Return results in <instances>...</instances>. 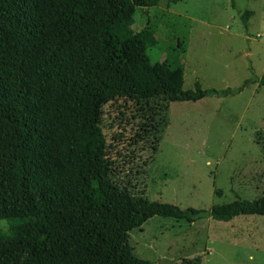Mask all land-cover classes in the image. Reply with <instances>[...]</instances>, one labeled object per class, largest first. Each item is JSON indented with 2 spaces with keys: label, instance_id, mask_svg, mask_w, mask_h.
Masks as SVG:
<instances>
[{
  "label": "trees",
  "instance_id": "obj_1",
  "mask_svg": "<svg viewBox=\"0 0 264 264\" xmlns=\"http://www.w3.org/2000/svg\"><path fill=\"white\" fill-rule=\"evenodd\" d=\"M158 3L0 0V264H152L128 243L152 217H264V196L181 209L133 197L111 180L100 125L106 104L197 102L244 86L203 89L195 81L183 91L182 68L151 61L156 40L147 28L134 32V15ZM252 14L240 16L245 30ZM251 75L264 86V76Z\"/></svg>",
  "mask_w": 264,
  "mask_h": 264
},
{
  "label": "rangeland",
  "instance_id": "obj_2",
  "mask_svg": "<svg viewBox=\"0 0 264 264\" xmlns=\"http://www.w3.org/2000/svg\"><path fill=\"white\" fill-rule=\"evenodd\" d=\"M245 11L253 13L247 30ZM145 28L156 40L151 61L182 68L183 91L195 81L203 89L244 86L235 96L197 102L106 104L100 125L112 182L181 209L264 196V86L251 75L264 76V0H159L136 9L133 30ZM128 243L152 264H264V217L186 223L155 216L130 231Z\"/></svg>",
  "mask_w": 264,
  "mask_h": 264
}]
</instances>
